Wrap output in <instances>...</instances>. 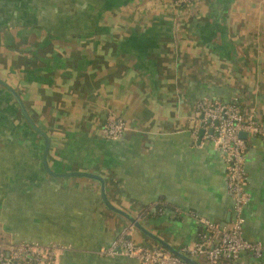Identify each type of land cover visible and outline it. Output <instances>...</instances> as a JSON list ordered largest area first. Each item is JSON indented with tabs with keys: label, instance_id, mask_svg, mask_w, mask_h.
Here are the masks:
<instances>
[{
	"label": "crops",
	"instance_id": "0c3cea01",
	"mask_svg": "<svg viewBox=\"0 0 264 264\" xmlns=\"http://www.w3.org/2000/svg\"><path fill=\"white\" fill-rule=\"evenodd\" d=\"M36 1L43 11L2 28L0 79L49 135L51 168L101 175L117 208L177 249L200 236L193 214L227 225L225 165L193 110L209 98L264 116V0H195L178 14L169 0ZM110 115L129 127L116 141L100 134ZM2 135L0 242L57 244V264H140L98 254L124 230L159 248L103 206L95 182L46 176L36 136ZM247 146L243 237L264 245V142Z\"/></svg>",
	"mask_w": 264,
	"mask_h": 264
},
{
	"label": "built area",
	"instance_id": "2783aa9c",
	"mask_svg": "<svg viewBox=\"0 0 264 264\" xmlns=\"http://www.w3.org/2000/svg\"><path fill=\"white\" fill-rule=\"evenodd\" d=\"M195 0H169L176 14L191 6ZM193 115L203 133V141L211 142L225 165L227 193L232 199L231 220L220 226L206 218L192 215L204 229L199 240L183 250L210 264L227 260L236 262L242 254L254 259L264 256V245L243 237L244 210L249 202L248 178L245 161L248 155L247 139L257 137L264 142V116L242 112L234 104L203 98L195 103ZM129 131L120 118L110 115L100 129L101 136L109 141L121 139ZM245 133L246 139L239 137ZM177 216L181 212H177ZM65 250L57 244L38 242H0V264H57ZM101 257L124 256L136 259L140 264H186L160 248L145 249L135 245L124 230L108 247L98 251Z\"/></svg>",
	"mask_w": 264,
	"mask_h": 264
},
{
	"label": "water",
	"instance_id": "95a60500",
	"mask_svg": "<svg viewBox=\"0 0 264 264\" xmlns=\"http://www.w3.org/2000/svg\"><path fill=\"white\" fill-rule=\"evenodd\" d=\"M107 6L105 7V9L107 8ZM0 47H1V41H0ZM0 90H1V93L9 95L13 99L14 104L17 107V112H19L18 114L21 118V121L29 130H31L35 134V136L40 141V144L42 145L41 150H40V163H41V168L46 176H49L55 179L79 178V179H86V180L95 182L99 187V197H100V201L103 204V206L108 211L122 217L127 223L128 227H130L131 229L137 230L145 238L156 243L160 249L167 251L168 253H170L172 256H174L175 258H177L179 261L183 263L210 264L199 257L186 253L183 249H177L173 247L172 245L167 243L165 240L160 238L157 234L148 230L139 221L137 217L130 215L129 213L117 208L107 197L105 179L101 175L95 172H92L90 170H87V171L86 170H74V171L69 170V171H62V172L54 171L49 165V161H48L49 150L51 147V139L49 135L40 126H38L33 120V118L29 115L21 96L16 89H14L6 81H3L0 79ZM201 134H202V131L200 132V135ZM239 137L242 139H246L247 135L245 133H239Z\"/></svg>",
	"mask_w": 264,
	"mask_h": 264
},
{
	"label": "flooded vegetation",
	"instance_id": "af4514ba",
	"mask_svg": "<svg viewBox=\"0 0 264 264\" xmlns=\"http://www.w3.org/2000/svg\"><path fill=\"white\" fill-rule=\"evenodd\" d=\"M37 2L38 1L36 0H0L1 46L2 44L6 45L7 43V32L2 30L6 20H8L7 18H13L14 15L18 14V16L22 15L21 17H18L19 19H26L25 16L33 14L35 11L40 13L44 9H41V4ZM40 33L42 35H39L37 32H32L31 34H33L34 38H38L39 36L44 37L43 33L47 36V31L45 32L40 29ZM18 113L19 112H17V107L15 106L13 99L9 95L1 93L0 90V135L3 134L4 136H18L20 133L25 142H27V140L33 142V136H35V134L28 128H25V125L21 121ZM33 150L31 153L35 152V150Z\"/></svg>",
	"mask_w": 264,
	"mask_h": 264
},
{
	"label": "trees",
	"instance_id": "16d2710c",
	"mask_svg": "<svg viewBox=\"0 0 264 264\" xmlns=\"http://www.w3.org/2000/svg\"><path fill=\"white\" fill-rule=\"evenodd\" d=\"M237 107H238V106H237ZM239 109H240V108H239ZM240 111H242V110L240 109ZM242 112H244V111H242ZM248 139H249V138H248ZM246 142H247V141H246ZM199 226H200V225H199ZM200 227H201V226H200ZM201 228H202V227H201ZM203 233H204V229L202 228L201 231H200V234H199V235H201V234H203ZM198 240H199V237H198L197 241H198ZM197 241H196V242H197ZM222 263H223V264H226V263L228 264V263H230V261L224 260V261L219 262V264H222Z\"/></svg>",
	"mask_w": 264,
	"mask_h": 264
},
{
	"label": "rangeland",
	"instance_id": "374dc122",
	"mask_svg": "<svg viewBox=\"0 0 264 264\" xmlns=\"http://www.w3.org/2000/svg\"><path fill=\"white\" fill-rule=\"evenodd\" d=\"M189 7H190V6H189ZM189 7H188V8H189ZM186 9H187V8H186ZM181 12H182V11H180L179 13H181ZM8 33H10L11 35H13V33L15 34V32H12V31H11V32H8ZM14 40H15V39H14Z\"/></svg>",
	"mask_w": 264,
	"mask_h": 264
}]
</instances>
